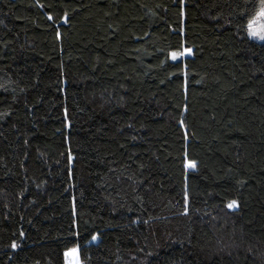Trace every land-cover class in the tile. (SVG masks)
I'll use <instances>...</instances> for the list:
<instances>
[{"label": "trees", "instance_id": "obj_1", "mask_svg": "<svg viewBox=\"0 0 264 264\" xmlns=\"http://www.w3.org/2000/svg\"><path fill=\"white\" fill-rule=\"evenodd\" d=\"M243 4L0 0V264H264Z\"/></svg>", "mask_w": 264, "mask_h": 264}, {"label": "snow or ice", "instance_id": "obj_2", "mask_svg": "<svg viewBox=\"0 0 264 264\" xmlns=\"http://www.w3.org/2000/svg\"><path fill=\"white\" fill-rule=\"evenodd\" d=\"M249 5L251 7H249ZM240 6V5H238ZM243 7L245 9L244 13H241L244 16V20L241 24L242 30L246 32L247 36L252 39H258L264 42V0H244ZM51 19V17H49ZM191 54L190 50H185V52H172L171 59L178 60L183 55ZM189 168L195 169V163H189L187 165ZM229 209H236L239 205L233 201L228 204ZM95 239V238H94ZM15 247V245H13ZM72 251L76 252L78 249H73ZM69 253H66L68 255ZM75 264H80L79 260L75 261Z\"/></svg>", "mask_w": 264, "mask_h": 264}, {"label": "rangeland", "instance_id": "obj_3", "mask_svg": "<svg viewBox=\"0 0 264 264\" xmlns=\"http://www.w3.org/2000/svg\"><path fill=\"white\" fill-rule=\"evenodd\" d=\"M250 38V37H249ZM254 42L260 43V44H264V42L258 40V39H252ZM186 56L183 55L180 59H184ZM179 60V59H178ZM66 259H67V264H75V261L78 260V251L74 252V251H70L68 255H66Z\"/></svg>", "mask_w": 264, "mask_h": 264}, {"label": "water", "instance_id": "obj_4", "mask_svg": "<svg viewBox=\"0 0 264 264\" xmlns=\"http://www.w3.org/2000/svg\"><path fill=\"white\" fill-rule=\"evenodd\" d=\"M191 52V51H190ZM192 54V53H191ZM191 54L189 55V54H186V56H187V58H189L190 56H191Z\"/></svg>", "mask_w": 264, "mask_h": 264}]
</instances>
